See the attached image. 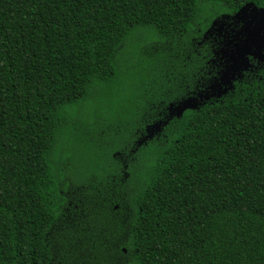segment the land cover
I'll return each instance as SVG.
<instances>
[{
  "label": "trees",
  "instance_id": "16d2710c",
  "mask_svg": "<svg viewBox=\"0 0 264 264\" xmlns=\"http://www.w3.org/2000/svg\"><path fill=\"white\" fill-rule=\"evenodd\" d=\"M248 3L0 0V264H264V61L220 79ZM138 27L166 88L82 119Z\"/></svg>",
  "mask_w": 264,
  "mask_h": 264
},
{
  "label": "rangeland",
  "instance_id": "374dc122",
  "mask_svg": "<svg viewBox=\"0 0 264 264\" xmlns=\"http://www.w3.org/2000/svg\"><path fill=\"white\" fill-rule=\"evenodd\" d=\"M204 11V13L209 16L210 13L213 14V7L208 4ZM157 40L158 39L155 35H153L150 28H136L129 40V44L126 46L127 51H132L134 49L137 51L136 58L138 63L139 61H142L143 64V67L138 68V70L134 73V82L131 84L121 82V84H115L111 87H96L94 98L87 104H84V106L76 108L77 115L81 116L82 119H90L93 114H95L94 117L96 119L93 120L96 123L100 122L105 127V125L109 122L108 120H112L108 117L112 116L110 114L111 111L116 110L118 112H122L125 109L122 114L120 113L122 116H114L117 119H122V117H126L124 115L128 112L130 113L136 109V105L133 103L136 104L140 98L146 95H155L158 91H160V89L166 88L163 81L166 80L167 76H169L172 72L169 68L174 60L172 59L170 63H165V65L162 66L158 64L154 56L157 54L159 49H152L154 47V44L152 45V43H157ZM164 50L167 52V49ZM176 73L177 72L175 71V74ZM124 74L125 73L123 71V75ZM131 99L133 102L129 105L125 104L126 101H130ZM139 104H142V102L140 101ZM139 106L141 105H138V107ZM130 117L131 116H128V119ZM93 128L95 129V126H93ZM105 129L107 130L108 128L106 127ZM97 152L99 153V151ZM71 158L72 157L65 158L63 161L67 172L70 171Z\"/></svg>",
  "mask_w": 264,
  "mask_h": 264
},
{
  "label": "water",
  "instance_id": "95a60500",
  "mask_svg": "<svg viewBox=\"0 0 264 264\" xmlns=\"http://www.w3.org/2000/svg\"><path fill=\"white\" fill-rule=\"evenodd\" d=\"M238 14H241L240 18L245 24L244 28L238 31V34L243 37L238 45V40H235L234 49L230 50L231 55L235 56L234 62L222 70L220 79L225 84L230 83V80L234 77L232 69H239L247 62V55H253L264 61V7H256L252 3H248L247 8L242 9L236 15ZM185 106H188V104Z\"/></svg>",
  "mask_w": 264,
  "mask_h": 264
},
{
  "label": "flooded vegetation",
  "instance_id": "af4514ba",
  "mask_svg": "<svg viewBox=\"0 0 264 264\" xmlns=\"http://www.w3.org/2000/svg\"><path fill=\"white\" fill-rule=\"evenodd\" d=\"M214 33H215L216 36H218L220 38V35L218 33H216V31ZM220 43H222V40H221ZM217 55H218V58H219V61H220L219 64L221 65V68L218 70V73H219L220 70L222 69V67H224V65H222V61H221V58H220V48H219V51L217 52ZM214 62H216V61H214ZM212 89H214V88H212ZM199 93L200 92L196 93V95H199Z\"/></svg>",
  "mask_w": 264,
  "mask_h": 264
}]
</instances>
